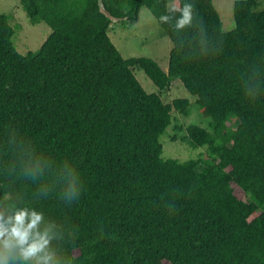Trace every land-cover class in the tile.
Segmentation results:
<instances>
[{"label": "trees", "instance_id": "1", "mask_svg": "<svg viewBox=\"0 0 264 264\" xmlns=\"http://www.w3.org/2000/svg\"><path fill=\"white\" fill-rule=\"evenodd\" d=\"M18 1L31 23L51 31L20 54L0 14V211L40 215L47 245L39 255L48 264H264L257 2L234 1V27L223 31L212 0H103L120 23L150 11L172 44L162 70L151 58L119 54L97 0ZM186 4L191 19L177 28ZM134 67L158 93L143 89ZM176 79L209 118L185 129L186 143L204 146L206 158L162 157L171 112L189 113L188 99H161Z\"/></svg>", "mask_w": 264, "mask_h": 264}, {"label": "rangeland", "instance_id": "2", "mask_svg": "<svg viewBox=\"0 0 264 264\" xmlns=\"http://www.w3.org/2000/svg\"><path fill=\"white\" fill-rule=\"evenodd\" d=\"M234 1L237 0H212L220 16L223 31H229L234 27L232 17ZM255 1L257 2L255 11L264 10V0ZM0 14L8 17V23L14 30L12 43L15 50L20 54L36 51L51 31L44 22L31 23L18 0H0ZM107 34L123 58H151L157 62L162 70H166L172 44L146 7L140 8L136 23L110 22ZM133 73L147 93L159 92L138 67L133 68ZM160 96L164 103H169L177 98L188 99L190 103L187 116H181L175 111L171 112V123L165 133L159 137V142L163 148L162 157L166 159L175 158L179 161L198 156L206 158L204 146L190 147L185 141V129L189 124L194 123L205 127L209 121V118H205L200 112L195 103V96L189 94L177 79L171 83L169 89L160 92ZM199 170H202L201 166ZM234 194L239 199L243 198L237 189L234 190Z\"/></svg>", "mask_w": 264, "mask_h": 264}, {"label": "clouds", "instance_id": "3", "mask_svg": "<svg viewBox=\"0 0 264 264\" xmlns=\"http://www.w3.org/2000/svg\"><path fill=\"white\" fill-rule=\"evenodd\" d=\"M176 27L180 28L191 19L190 6L181 8ZM166 19V17H161ZM63 212L68 215L72 211L71 197L64 196ZM0 264H24L28 258H33L36 264H48V255H39L47 245V233L37 232L36 226L40 215L33 210L19 207L7 214L0 211Z\"/></svg>", "mask_w": 264, "mask_h": 264}, {"label": "water", "instance_id": "4", "mask_svg": "<svg viewBox=\"0 0 264 264\" xmlns=\"http://www.w3.org/2000/svg\"><path fill=\"white\" fill-rule=\"evenodd\" d=\"M97 5H98V9H99V12L101 14H103L105 16V18L107 20H109L110 22H120L122 21L123 19L122 18H118V17H114L112 16L104 7V4H103V0H97Z\"/></svg>", "mask_w": 264, "mask_h": 264}]
</instances>
